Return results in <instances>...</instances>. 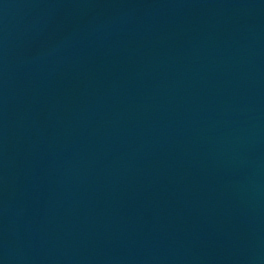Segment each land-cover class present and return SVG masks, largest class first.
Returning a JSON list of instances; mask_svg holds the SVG:
<instances>
[{"label": "water", "instance_id": "obj_1", "mask_svg": "<svg viewBox=\"0 0 264 264\" xmlns=\"http://www.w3.org/2000/svg\"><path fill=\"white\" fill-rule=\"evenodd\" d=\"M0 264H264V0H0Z\"/></svg>", "mask_w": 264, "mask_h": 264}]
</instances>
